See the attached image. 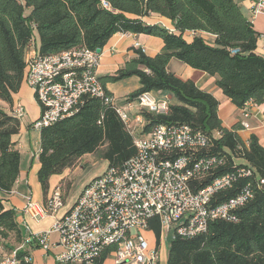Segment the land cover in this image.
I'll use <instances>...</instances> for the list:
<instances>
[{
    "label": "trees",
    "instance_id": "trees-1",
    "mask_svg": "<svg viewBox=\"0 0 264 264\" xmlns=\"http://www.w3.org/2000/svg\"><path fill=\"white\" fill-rule=\"evenodd\" d=\"M104 1L108 6L103 0H0V100L13 108L14 95L25 83L26 49L36 36L40 55L77 46L103 49L118 32L158 36L164 43L158 54L150 56L135 48L136 56L114 74L99 77L106 94L113 95L106 83L131 76L139 77L140 87L129 94L125 103L146 91L171 93L177 103H170L166 113L141 111L146 121L142 134H149L158 124L190 125L212 138L218 131L220 136L214 138L211 152L226 154L228 166L233 162L232 154L246 159L264 179V146L258 137L251 134L249 142H244L237 132L239 123L231 128L224 125L218 113L219 101L210 92L168 69L171 59L176 58L216 75V84L241 110L247 103H264V56L256 52L260 33L236 0ZM152 14L171 19L177 32L142 20ZM186 31L210 33L215 36L214 44L201 35L187 41L183 36ZM19 120L0 106V236L13 234L17 243L24 241L26 233L14 209L5 207L2 195L12 192L20 175L21 151L12 140L20 130ZM103 146L101 158L107 160L108 167H122L137 153L134 136L114 106L101 98L85 97L75 115L41 131L38 178L44 193L49 191L53 174L69 170ZM151 228L159 246L161 226L154 220ZM6 245L14 249L11 243ZM18 254L20 258L28 255ZM106 258L104 254L99 262ZM167 262L264 264V184L239 212L238 221L212 222L206 233L190 239L174 235Z\"/></svg>",
    "mask_w": 264,
    "mask_h": 264
},
{
    "label": "built area",
    "instance_id": "built-area-1",
    "mask_svg": "<svg viewBox=\"0 0 264 264\" xmlns=\"http://www.w3.org/2000/svg\"><path fill=\"white\" fill-rule=\"evenodd\" d=\"M103 4L108 6L104 0ZM252 11L264 13V0H258ZM25 58V84L40 107L33 130L41 132L75 115L85 97L101 98L114 106L137 149L124 166L108 167L87 182L72 207L57 218L52 231L59 233L63 247L57 264H101L104 254L112 256L115 264H159V246L151 248L142 233L153 231L154 220L161 226V236L163 230L175 227L174 235L194 238L206 233L212 222L238 221L239 212L262 188L264 179L246 159L227 149L233 161L228 166L226 154L211 152L218 131L212 138L190 125L158 124L149 134L135 135L146 124L141 111L166 113L170 100L146 91L128 104L129 110L131 106L140 109L137 114L116 105L117 99L106 94L97 74L101 58L97 50L77 46L40 55L31 42ZM251 104L242 109L244 128L250 127L246 118ZM24 114L25 106L15 103L11 115L20 119ZM230 191L234 193L228 196ZM63 206V192L58 188L47 199L46 208L28 197L25 210L39 219ZM48 233H26L21 245L9 253L0 243V264L30 263V256L20 258L19 250L32 241L47 248Z\"/></svg>",
    "mask_w": 264,
    "mask_h": 264
},
{
    "label": "crops",
    "instance_id": "crops-1",
    "mask_svg": "<svg viewBox=\"0 0 264 264\" xmlns=\"http://www.w3.org/2000/svg\"><path fill=\"white\" fill-rule=\"evenodd\" d=\"M257 1L236 0L243 12L252 19L254 29L260 33L256 52L264 56V13L253 14L252 11V7ZM130 17L134 16L130 15ZM142 20L149 25L159 24L167 27L170 31L177 32L173 21L167 17L152 14L142 17ZM196 35H201L209 44H214L215 36L207 32L186 31L183 36L187 41H192ZM136 43H139L141 47H136ZM163 45V40L158 36L145 33L118 32L114 34L102 49L97 74L99 77L114 74L117 69L136 56L135 48L144 49L147 55L155 56L162 50ZM168 69L184 80L194 81L202 90L210 92L219 101L218 113L224 125L231 128L239 123L240 128L237 132L244 142L248 143L250 135L255 134L260 144L264 146V103L260 105L251 104L249 106L251 114L246 118V121L249 122L250 127L244 128L241 123L245 119L242 110L237 108L216 84V75L213 76L203 70L192 68L176 58L171 59ZM106 87L117 99V102H120L122 107L129 110V103H125L126 98L132 91L140 87V81L138 76H131L116 82H108L106 83ZM154 95L159 99H168L170 103H177V100L169 92H158L154 93ZM18 102L25 106V114L20 118V130L12 137V140L21 151L20 175L12 192L5 195L7 198L3 202L6 208L14 209L17 222L24 229L25 233L38 234L49 232L47 248L39 245L37 241H32L30 244L22 247L19 252H26L30 256V264H57L56 257L63 251V247L59 242V233L52 231V228L57 218L61 217L72 207L81 191L77 196L75 195L76 198L74 199L67 194L64 198V206L56 214L47 213L38 219L25 210L28 197H31L38 207L46 208L47 199L51 197L55 190L63 188L61 183L56 186L50 183L48 193L45 194L42 190L38 178L40 167L38 154L41 148V132L33 130L31 126L33 121L40 115V107L34 98L33 92L25 83L22 85L20 91L14 95V104ZM0 106L7 113H12L13 108L9 104L0 100ZM139 111L140 109L137 106H131L129 113L137 114ZM142 131L143 129L140 127L135 135H146L142 134ZM1 237L0 243L3 244L4 241L11 243L14 249L22 243H17L13 234L8 238ZM108 258L109 256L101 264H115L114 261H110Z\"/></svg>",
    "mask_w": 264,
    "mask_h": 264
},
{
    "label": "rangeland",
    "instance_id": "rangeland-1",
    "mask_svg": "<svg viewBox=\"0 0 264 264\" xmlns=\"http://www.w3.org/2000/svg\"><path fill=\"white\" fill-rule=\"evenodd\" d=\"M32 43L36 44V46L39 45L37 36ZM104 148L105 147L103 146L101 149H99L98 152L85 155L79 160V162L75 166H73L69 170L63 171L62 173L53 174L49 179V184L52 183V185L54 184L56 186L57 184L61 183L63 188L62 192L64 198L67 196V194L69 195V197L73 199L76 198L77 194L83 189V186L87 182H89L93 177L101 175L105 171H107L108 162L107 160L101 158ZM2 196L5 199L7 198V196L5 195ZM142 233L145 236V238L148 240L150 247L156 248L158 244L154 231L142 230ZM174 234H175V227H173L170 231H168L167 229L163 230V235L161 236V242L159 244V251H160L159 264H168L167 261H168L169 247L171 245V241L174 238ZM6 244L8 243L4 241L2 245H4V251L6 253H9L11 249L8 248ZM108 260L114 261L112 256H109Z\"/></svg>",
    "mask_w": 264,
    "mask_h": 264
},
{
    "label": "water",
    "instance_id": "water-1",
    "mask_svg": "<svg viewBox=\"0 0 264 264\" xmlns=\"http://www.w3.org/2000/svg\"><path fill=\"white\" fill-rule=\"evenodd\" d=\"M96 50L98 53H100V54L102 53V48H97Z\"/></svg>",
    "mask_w": 264,
    "mask_h": 264
}]
</instances>
